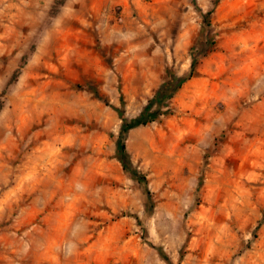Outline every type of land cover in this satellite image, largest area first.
<instances>
[{"label":"rangeland","instance_id":"rangeland-1","mask_svg":"<svg viewBox=\"0 0 264 264\" xmlns=\"http://www.w3.org/2000/svg\"><path fill=\"white\" fill-rule=\"evenodd\" d=\"M0 100V264H264V0H0Z\"/></svg>","mask_w":264,"mask_h":264},{"label":"trees","instance_id":"trees-1","mask_svg":"<svg viewBox=\"0 0 264 264\" xmlns=\"http://www.w3.org/2000/svg\"><path fill=\"white\" fill-rule=\"evenodd\" d=\"M211 12L208 11L203 14L206 24L210 25L211 22L208 19ZM196 49L192 48V60L191 65L187 73L184 75H177L176 73H172L170 71L169 77L164 81L162 87L158 89V91L154 94V96L149 100V106L146 107L138 116L135 118H129L126 116L123 110H119L120 117L122 119V126L120 130V136L118 140V158L121 161L124 169L134 178L137 179L140 183H142L145 187L146 192L150 195V189L148 186V179L145 174L138 173L134 169H132V163L129 159V154L126 146V139L128 133L131 129H134L141 125H146L149 122L154 121L157 117L163 114V110L165 109V103L171 100L178 90L182 87V85L194 77L198 61L201 57L206 56L207 53L195 52ZM199 55L201 57H199ZM2 101L0 100V107Z\"/></svg>","mask_w":264,"mask_h":264}]
</instances>
